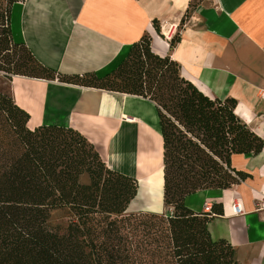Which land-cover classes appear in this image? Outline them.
I'll return each mask as SVG.
<instances>
[{"label": "trees", "instance_id": "trees-1", "mask_svg": "<svg viewBox=\"0 0 264 264\" xmlns=\"http://www.w3.org/2000/svg\"><path fill=\"white\" fill-rule=\"evenodd\" d=\"M19 1L0 0V74L152 102L163 139L165 213L131 212L134 178L107 167L70 127L30 129V115L0 92V264H240L236 249L209 231L222 209L197 213L187 205L200 192L228 190L250 178L232 167V156L256 157L264 140L236 115L238 101L201 92L178 62L152 53L149 34L104 78L56 75L14 43L10 10ZM154 26L160 33L158 21ZM179 41L175 36L171 48ZM55 211L64 212L65 224H51Z\"/></svg>", "mask_w": 264, "mask_h": 264}, {"label": "crops", "instance_id": "crops-1", "mask_svg": "<svg viewBox=\"0 0 264 264\" xmlns=\"http://www.w3.org/2000/svg\"><path fill=\"white\" fill-rule=\"evenodd\" d=\"M10 29L14 43L56 75L98 78L116 70L149 34L153 54L178 62L182 76L210 98L237 100L236 115L264 140V0H21L11 7ZM0 92L30 115V129H74L110 169L134 178L138 190L142 181L147 187L157 179L163 197V139L149 100L1 74ZM231 164L250 178L200 192L187 205L197 213L217 205L223 213L209 224L212 238L228 241L240 264H264V148L256 157L233 155ZM236 203L242 212L233 214ZM163 213L164 205L155 212Z\"/></svg>", "mask_w": 264, "mask_h": 264}, {"label": "rangeland", "instance_id": "rangeland-1", "mask_svg": "<svg viewBox=\"0 0 264 264\" xmlns=\"http://www.w3.org/2000/svg\"><path fill=\"white\" fill-rule=\"evenodd\" d=\"M115 170L120 172V170L117 168H115ZM81 181L84 184H88L89 178L87 176H84L81 179ZM150 182H151L150 184L151 186L149 185L147 187L144 185L146 182L142 181L140 183L141 184L140 190H138L139 194L135 199V201L132 203L131 212L144 211L147 213L155 214V212L163 208V197L161 192L162 189L159 186V184H157V179H152ZM50 221L53 226H57L58 224H65L66 218L64 212L62 211L53 212Z\"/></svg>", "mask_w": 264, "mask_h": 264}, {"label": "built area", "instance_id": "built-area-1", "mask_svg": "<svg viewBox=\"0 0 264 264\" xmlns=\"http://www.w3.org/2000/svg\"><path fill=\"white\" fill-rule=\"evenodd\" d=\"M211 210H212V208L210 206H206V208H205L206 213L210 214ZM231 210H232L233 214H238V213L242 212V206H241V204L236 203V204L231 206Z\"/></svg>", "mask_w": 264, "mask_h": 264}, {"label": "bare ground", "instance_id": "bare-ground-1", "mask_svg": "<svg viewBox=\"0 0 264 264\" xmlns=\"http://www.w3.org/2000/svg\"><path fill=\"white\" fill-rule=\"evenodd\" d=\"M73 96V95H72ZM70 97V96H69ZM64 100H65V98H64ZM70 100V99H69ZM70 102V101H69Z\"/></svg>", "mask_w": 264, "mask_h": 264}]
</instances>
